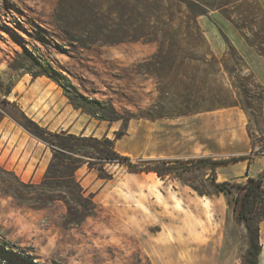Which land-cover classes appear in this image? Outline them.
Here are the masks:
<instances>
[{
    "label": "rangeland",
    "instance_id": "rangeland-1",
    "mask_svg": "<svg viewBox=\"0 0 264 264\" xmlns=\"http://www.w3.org/2000/svg\"><path fill=\"white\" fill-rule=\"evenodd\" d=\"M263 16L264 0H0V140L14 139L8 114L26 124L11 102L26 93L27 81L4 93L22 76L47 70L102 104L97 115L83 113L76 137L107 134L119 154L141 164L209 159L186 170L176 163L163 177L106 163L112 178L102 180L96 175L103 162L78 142L66 155L81 168L46 184L21 179L0 162V264H184L197 255L182 243L194 231L219 235L222 263L242 264L244 228L225 195L212 192L214 182L264 172V57L256 51ZM195 25L200 34L186 35ZM219 29L236 48L234 61L221 58ZM239 82L247 84L246 96L233 86ZM222 100L231 105L218 107ZM25 116L43 127L42 119ZM86 118L92 124L81 134ZM71 182L80 186V204L71 200Z\"/></svg>",
    "mask_w": 264,
    "mask_h": 264
},
{
    "label": "trees",
    "instance_id": "trees-1",
    "mask_svg": "<svg viewBox=\"0 0 264 264\" xmlns=\"http://www.w3.org/2000/svg\"><path fill=\"white\" fill-rule=\"evenodd\" d=\"M191 11V10H190ZM202 10H194L191 13L196 16L201 14ZM224 17L229 18L224 14V12H220ZM264 18V16H263ZM264 29V27H263ZM241 36L245 39V41L251 44V41L247 38L244 26L238 27ZM195 33L200 34V29L197 25H195V29L187 28L186 35L192 37ZM220 35L224 39V51L221 53V58L225 61L232 60L234 61L237 57L236 48L227 40L224 32L219 29ZM259 48L256 50L257 53L264 57V35L259 36ZM210 50L206 48L204 52L207 54ZM223 70L229 75L233 73V68L229 66H224ZM55 75H51L47 70H42L41 72L31 73L33 77H37L40 75H46L50 77L53 81L58 84L65 96L68 98L69 103L78 110H81L82 113H87L91 116L97 115L100 110L98 107L101 104L98 100L89 99L82 94H80L75 86L68 82L66 78L60 75L58 72L53 71ZM238 90L242 91L246 96V92L248 91L247 84L244 82H239L238 85H233ZM11 91V88L7 90L4 94H8ZM16 105V104H15ZM226 105H231L226 101H221L218 104V107H224ZM105 109V107H104ZM20 111V110H19ZM23 118L26 121V124H22L17 118L12 117L18 124L22 125L24 128L30 131L38 139L46 142L51 146L52 157L48 163V166L41 178V183L46 184L51 179H58L65 175L66 170H69L71 176L74 175L76 169L81 167L77 164L76 160L72 158L70 155H66V153H73L76 149L80 148V144L78 142H82V146L84 149H91L95 154V157L98 158L103 165L98 168V172L96 177L102 180H109L112 178V174L109 173L104 167L106 163H119L120 165H126L127 169L132 172H140V171H154L159 176L163 177L166 174H170L174 172L172 166L176 163L182 164V169L186 170L191 167H203L209 164L208 157H198L197 159L191 160H162V165L152 164L151 160L145 161L144 164L133 162L131 158L127 155L119 154L114 148V139L108 138L107 135H102L101 138H96L93 136L87 137H76L72 133H67L66 131H59L55 133H51L47 128L39 126L33 120L27 118L25 114L20 111ZM103 120H111L112 118H101ZM52 135L56 140H50L47 136ZM116 138H118V134H115ZM245 156L240 158H229V159H219L213 160V165L220 163H228L231 161H236L239 159H244ZM185 162H190V164H183ZM89 169H92V166H88ZM73 186H69L70 190L69 195L71 200L79 203L80 195L78 194V190L80 186L78 184H74L71 182ZM214 190L212 194H218L222 192L225 195L226 203L228 207L232 211V219L235 223L243 226L245 232V242L246 248L242 254V264H258L259 263V255L261 251V244L259 239V223L262 219H264V172L259 174L258 176H248L245 182H230L227 180L221 182H214ZM194 189L198 192L199 195H204L205 193L199 191L198 188L194 187ZM210 195V194H207Z\"/></svg>",
    "mask_w": 264,
    "mask_h": 264
},
{
    "label": "crops",
    "instance_id": "crops-1",
    "mask_svg": "<svg viewBox=\"0 0 264 264\" xmlns=\"http://www.w3.org/2000/svg\"><path fill=\"white\" fill-rule=\"evenodd\" d=\"M25 81H27L28 86L26 93L16 94L11 103H15L19 110L30 118L35 119L34 117H36L37 121L42 119V126L48 130H56L58 132L63 130L67 133H76L74 132V127L82 122L85 114L80 113L78 109H75L69 103L62 88L47 84L38 76L29 80L22 76L12 87L11 91L14 90L18 83H24ZM10 92L6 95H9ZM31 93H33V96H30ZM36 104L37 108L31 110L33 105ZM26 107H28L27 110ZM8 117L13 122L9 126L8 132H12L11 138L14 139L6 142L5 137L1 136L3 140H0V162L3 165L9 164V169L15 171L21 179H41L52 157L51 150L44 144L41 145L36 139L24 134L19 124L9 115ZM5 118L2 116L1 122L5 123L4 121L6 120H3ZM63 122L65 123L63 124ZM91 124V121L86 118L82 126L78 128V131L84 134ZM95 127V130L91 127L89 133L94 132L93 135H96L95 132L99 129V125ZM89 174V172L86 173L82 180H85ZM131 210L134 211L133 209ZM259 239L261 251L258 264H264V219L259 223ZM182 243H186L187 246L193 244V248L197 250V255L184 264H223L219 255L221 247L219 235L215 238L214 235H206L200 231H194L188 235L186 241L182 240Z\"/></svg>",
    "mask_w": 264,
    "mask_h": 264
}]
</instances>
